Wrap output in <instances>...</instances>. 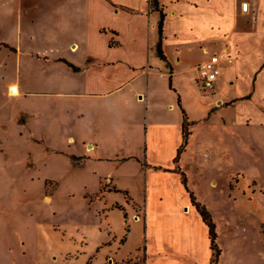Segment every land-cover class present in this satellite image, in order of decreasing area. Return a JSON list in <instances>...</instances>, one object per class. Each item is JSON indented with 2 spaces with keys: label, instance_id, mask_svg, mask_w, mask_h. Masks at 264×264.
Masks as SVG:
<instances>
[{
  "label": "crops",
  "instance_id": "1",
  "mask_svg": "<svg viewBox=\"0 0 264 264\" xmlns=\"http://www.w3.org/2000/svg\"><path fill=\"white\" fill-rule=\"evenodd\" d=\"M12 1L15 37L0 39L8 46L0 47L1 94L11 102L7 112L0 110V165L5 168L0 181L7 184L10 168H23L26 182L40 191L32 198L25 188L9 192L0 204V230L17 212L25 218V207L36 199L71 198L70 185L80 179L79 194L85 199L99 191L100 180L116 183L122 174L141 177L147 169L177 174V166L185 175L178 164L186 148H196L198 133L205 132L207 150L224 153L226 159L235 148L237 129L264 135V0ZM242 2L248 4L246 12ZM214 54L220 55L223 71L205 92L194 68ZM12 85L17 95L9 93ZM202 108L203 117L195 116ZM182 111L190 134L174 163L182 141ZM174 127L180 140L170 146V168L147 164V146L169 145ZM88 175L97 181L92 190L83 181ZM46 182L57 184L50 197L45 196ZM182 188L187 198L181 214L144 210L147 236L151 232L155 240L150 246L158 249L154 262L203 264L206 258L210 264L207 229ZM187 188L197 198L188 181ZM34 215L29 220L32 237L40 223V215ZM153 227L163 241L174 237L166 228L177 229L167 249L160 247Z\"/></svg>",
  "mask_w": 264,
  "mask_h": 264
},
{
  "label": "rangeland",
  "instance_id": "2",
  "mask_svg": "<svg viewBox=\"0 0 264 264\" xmlns=\"http://www.w3.org/2000/svg\"><path fill=\"white\" fill-rule=\"evenodd\" d=\"M15 7L12 0H0L2 40L10 41L15 37L16 15L12 16L9 12ZM1 58L3 55L0 53V61ZM198 59L199 55L192 56L194 62ZM1 91L0 83V110L7 112L11 102ZM205 112L206 108H202L195 116L201 117ZM219 120L217 116L213 122L218 124ZM237 131L231 157L226 159L224 153L218 156L212 148L207 150L205 132L198 133L196 148H186L178 166L187 176L189 188L206 206L216 226V243L221 252L217 264H264V135L240 128ZM171 134L169 145L154 142L153 146H147V164L170 168V146L178 143L180 132L174 127ZM212 134L215 139L219 138L217 131ZM176 167L174 171L178 175L149 173L147 169L141 177L119 175L116 183L102 179L99 191L93 197L89 195L91 201L88 195L84 199L79 194L81 179L70 185L75 194L71 198H64V194L56 195L48 203L47 198L44 201L36 199L25 207V218L17 212L0 230V264H146L148 259V264H156L158 249L150 246L155 240L151 232L147 236L144 215L156 212L158 208L181 214L180 209L187 196L178 181L181 177ZM3 170L5 168L0 165V173ZM9 170L7 184L0 181L1 205L5 204L9 192L10 195L22 193V188L32 194H29L31 198L39 195L40 189L26 182L23 168L12 167ZM88 177L83 181L87 189H93L97 181L90 175ZM115 184L117 189L113 190ZM56 185L53 182L46 184V197L51 196ZM33 212L40 215L37 216L40 223L32 237L29 220ZM188 212L187 208L184 213ZM10 213L8 210L5 216L4 211L5 219ZM182 222L185 221L181 219V225ZM158 230L155 227L152 229L160 247L167 249L165 243L174 241L177 229L166 228L165 233H172L174 237L165 241L160 234H156ZM21 236L23 241L19 238ZM22 242H25V249ZM204 261L203 264H206V258Z\"/></svg>",
  "mask_w": 264,
  "mask_h": 264
},
{
  "label": "trees",
  "instance_id": "3",
  "mask_svg": "<svg viewBox=\"0 0 264 264\" xmlns=\"http://www.w3.org/2000/svg\"><path fill=\"white\" fill-rule=\"evenodd\" d=\"M151 3L154 4L155 0H151ZM161 21H162V16H161V20L159 21V25H158L159 34H160V29H161V24H162ZM0 47L7 48L8 46L3 44V43H0ZM10 50H12V49H10ZM158 54L160 56L162 55L160 49H158ZM182 116H183L182 117L183 118L182 119V129H181V140H182V142L176 150V156L174 158V163H177L179 161L180 155L185 151L188 136L190 134V132L188 130L190 123L187 120L186 115L184 114L183 111H182ZM180 177H181V184L184 187L185 191L189 195V201H190L191 205L194 207L196 213L199 215V217L201 219V222L204 224V226L207 229V239L209 241V249L211 251L210 264H217L219 261V257H220L221 252H220V249L218 248L217 243H216V240H217L216 226L213 222L212 216L209 213V211L207 210V208L205 207V205L198 202L196 200V198L193 196V194L191 192H189V190L187 188V181H186L185 175L180 172ZM47 183H50V182H46L45 186ZM94 195H91V197H93ZM87 197H88L89 201H91V197L89 195ZM116 207L119 208V206H116Z\"/></svg>",
  "mask_w": 264,
  "mask_h": 264
},
{
  "label": "built area",
  "instance_id": "4",
  "mask_svg": "<svg viewBox=\"0 0 264 264\" xmlns=\"http://www.w3.org/2000/svg\"><path fill=\"white\" fill-rule=\"evenodd\" d=\"M248 8L247 2L241 3V10L246 12ZM227 63H231V59L227 57ZM195 73L197 77V81L202 90H212L222 75L223 66L221 62L220 55L214 54L208 60L199 64L195 68ZM9 93L11 95L18 94V88L16 85H12L9 88Z\"/></svg>",
  "mask_w": 264,
  "mask_h": 264
}]
</instances>
